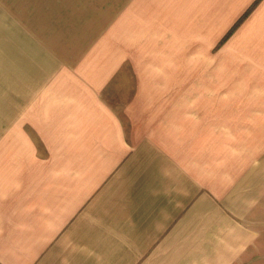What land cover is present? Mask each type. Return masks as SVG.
<instances>
[{
  "label": "crops",
  "instance_id": "1",
  "mask_svg": "<svg viewBox=\"0 0 264 264\" xmlns=\"http://www.w3.org/2000/svg\"><path fill=\"white\" fill-rule=\"evenodd\" d=\"M191 56L264 119V0H0V264H264L172 133Z\"/></svg>",
  "mask_w": 264,
  "mask_h": 264
},
{
  "label": "rangeland",
  "instance_id": "2",
  "mask_svg": "<svg viewBox=\"0 0 264 264\" xmlns=\"http://www.w3.org/2000/svg\"><path fill=\"white\" fill-rule=\"evenodd\" d=\"M190 59L192 71L189 100L185 104L171 105L175 106L174 112L189 113H185L184 120L175 119L172 130L174 138L183 140L185 130L190 139L192 162H196L192 163V170L200 168L197 161L204 166H201L200 179L212 183V187L219 185L222 189L225 188L223 191L239 184L240 193L244 195L240 196L238 203L247 211V220L254 226L256 241L263 240L264 243V151L261 150L264 147V119L247 118L246 104L232 103L229 71L214 72L212 69L201 78L197 70L199 56H191ZM122 82L125 83L116 81L105 92V96L128 128L121 112L123 104L119 97L124 89L121 88ZM175 95L182 93L176 92ZM157 107L165 110L166 104ZM163 132L164 135L160 130L159 136L166 139L167 132ZM258 252L259 250L256 254Z\"/></svg>",
  "mask_w": 264,
  "mask_h": 264
}]
</instances>
